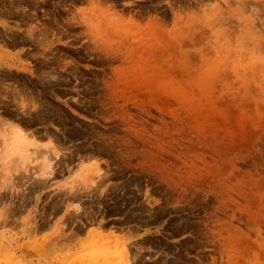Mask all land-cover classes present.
<instances>
[{
  "label": "rangeland",
  "instance_id": "374dc122",
  "mask_svg": "<svg viewBox=\"0 0 264 264\" xmlns=\"http://www.w3.org/2000/svg\"><path fill=\"white\" fill-rule=\"evenodd\" d=\"M0 57V264H264V0H1Z\"/></svg>",
  "mask_w": 264,
  "mask_h": 264
},
{
  "label": "bare ground",
  "instance_id": "6f19581e",
  "mask_svg": "<svg viewBox=\"0 0 264 264\" xmlns=\"http://www.w3.org/2000/svg\"><path fill=\"white\" fill-rule=\"evenodd\" d=\"M1 1V0H0ZM4 3V2H3ZM5 5V4H4ZM8 30V29H7ZM27 33V32H26ZM34 34V32H31L30 34H28L29 36L31 35H33ZM45 34H46V32H45ZM47 35H48V33H47ZM38 36V35H37ZM36 36V37H37ZM43 36V35H42ZM34 37V36H33ZM30 38V37H29ZM35 38V37H34ZM38 39H40V38H38ZM32 40V39H31ZM37 40V39H36ZM33 41V40H32ZM41 41V40H40ZM39 41V42H40ZM5 42V41H4ZM38 42V41H37ZM38 42V43H39ZM36 43V42H35ZM50 44H51V42H49ZM40 44H41V42H40ZM49 44V45H50ZM5 45V44H4ZM6 46V45H5ZM20 46V45H19ZM21 47H22V45H21ZM15 48V47H14ZM3 51V50H2ZM6 54V53H5ZM16 54V53H15ZM4 55V54H3ZM9 56V55H8ZM18 56V55H17ZM21 56V55H20ZM13 57H15V56H13ZM19 57V56H18ZM1 58V57H0ZM7 59H8V61H10L9 60V58L8 57H6ZM5 58V61L7 60ZM20 58V57H19ZM11 59V58H10ZM12 59H15V58H12ZM16 61V60H15ZM20 62V61H19ZM11 63V62H10ZM12 63H14V62H12ZM12 63H11V65H12ZM7 65V64H6ZM5 66V65H4ZM7 66H9V65H7ZM13 66V65H12ZM16 67H17V65H15ZM2 67V66H1ZM1 79V78H0ZM2 80V79H1ZM22 84V83H21ZM4 85V84H3ZM7 90V89H6ZM31 91V90H30ZM1 92H2V90H1ZM6 92H8V91H6ZM33 96V95H32ZM2 100V99H1ZM1 103V102H0ZM35 103V101H33V103H31V106H33L34 108H37L38 109V105H37V107L35 106L36 104H34ZM41 107V106H40ZM1 109V108H0ZM30 109H31V107H30ZM32 110H34L33 108H32ZM31 112V111H30ZM37 116V115H36ZM37 121V120H36ZM44 121V120H43ZM2 123H3V125H6L5 124V122H3L2 121ZM11 130H10V133H6V131L5 130H3V131H0V137L2 138L3 137V139L5 140L4 142H5V149H6V151L9 153L10 152V154L12 153L13 154V152H16L17 150H21V148L22 147H25V148H27V146H29V145H34V146H37L33 141L32 142H28V143H26L25 142V137L23 136V134L20 132V130L19 129H17L16 127H14V126H10L9 127ZM61 147V146H60ZM60 149V148H59ZM26 150V149H25ZM39 150V149H38ZM51 150V149H50ZM40 151V150H39ZM38 151V152H39ZM61 151V150H60ZM43 151H41V154L43 155L44 153H46V151H44L43 153H42ZM48 152H50V151H48ZM40 153V152H39ZM38 153V154H39ZM39 157H41V156H38V158H36L37 160L38 159H40ZM48 157V156H47ZM62 156H61V152H55V154L53 155V154H49V158H47L46 159V161L44 160L43 162H41V164H39L38 166H36L35 168H36V170L37 171H32V170H30V167H29V165H28V163L26 162V163H24V164H21V171L19 172V174H20V176L19 177H25L26 176V180H27V182H28V184L29 183H31L27 178H28V176H30L31 178H30V180L32 179V181H34V183L35 182H38V184H40V183H42V184H44L45 182H47L48 180H51L53 177H54V174H56L57 173V165H58V161H60V160H62V158H61ZM42 158V157H41ZM66 161V160H65ZM62 164V163H61ZM65 164V163H64ZM34 168V169H35ZM96 169H98V168H96ZM61 170V169H60ZM99 171H100V174H101V170L100 169H98ZM20 178V179H21ZM20 181V180H19ZM25 181V180H24ZM23 182V181H22ZM88 186H89V188L90 189H95L94 187H96L97 188V186H95L96 184H97V181H96V176H93V177H91L90 179H89V181H88ZM33 184V183H32ZM16 185V184H15ZM48 185V184H47ZM33 187V186H32ZM44 189H45V186H44ZM40 191V190H39ZM96 191V190H95ZM77 193L79 192V191H76ZM75 197V196H74ZM3 199V198H2ZM96 235H97V237L94 239L93 237H91L92 238V242L91 243H95V245H98L99 247L97 248V249H94L92 252H91V255H90V257L85 261V264H86V262L88 261V260H90V259H93V258H99V256H101V255H104V262L102 263V264H110V263H112V262H118V263H121V264H135L134 263V261L136 260V256H135V254H134V256H132L131 254V256L133 257H131L130 255H129V251L130 250H128L129 249V246L128 245H126V244H128L129 242L127 241V243L126 244H124L123 242V244H117V245H119L120 247H121V249H118V250H113V249H110L109 248V246H106V245H102V241H104L105 239L104 238H102L101 236H100V234H98V233H96ZM4 238L6 239L5 241H7L11 246L12 245H14L15 244V242H14V240H12L11 238H8V237H5L4 236ZM117 243V242H116ZM119 243V242H118ZM128 246V247H127ZM132 246H130V248H131ZM113 248V247H112ZM94 252H97L98 253V255H94L93 256V253ZM23 256V255H22ZM138 258H139V256H138ZM142 261V260H141ZM31 262V261H30ZM32 263V262H31Z\"/></svg>",
  "mask_w": 264,
  "mask_h": 264
}]
</instances>
